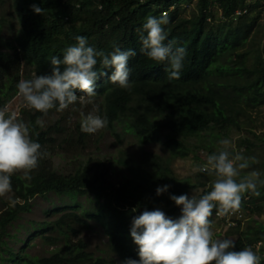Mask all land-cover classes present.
<instances>
[{"label":"trees","instance_id":"obj_1","mask_svg":"<svg viewBox=\"0 0 264 264\" xmlns=\"http://www.w3.org/2000/svg\"><path fill=\"white\" fill-rule=\"evenodd\" d=\"M10 1L21 34L13 41L4 40L0 26V108L5 107L16 93L21 66L27 63L37 75L51 74V58L62 59L64 50L76 43L78 35L86 37L88 46L106 54L115 47L122 51L133 49L137 55L128 61L131 90L111 84L108 76L97 80L94 99L102 98L99 115L106 116L108 129L113 131L116 124L120 125L143 145L154 142L152 134L156 132L164 139L163 145L169 155L164 158L147 154L138 160L122 159L118 165L117 184L110 183L103 171L92 172V168L85 165L74 173H58L45 158H41L30 180L18 175L12 177L11 197L3 202L6 205L0 210V246L6 244L8 227L31 211V200L56 193L73 202L55 209L66 211L59 220L44 221L34 229L38 233L56 232V236H45V240L56 245L63 239L64 247L44 258L16 254L5 248L3 251L9 254L12 262L113 264L107 258L94 257L87 252V244L82 239L72 240L79 235L77 225L90 228L88 219L103 226L110 236L111 251L122 261L133 258L130 257V229L134 216L145 209L159 208L167 216L178 218L180 208L170 196L188 195L191 190L199 189L202 191L200 197L211 190L214 176L199 172L196 184H192L175 175L171 162L189 157L200 161L199 149L208 150L204 153L206 156L214 153L217 140L227 136L232 128L252 133L254 114L264 107V50L255 43L257 19L253 16L260 0ZM5 2L0 0V8H4ZM32 3L42 7L44 12L56 11L61 17L46 15L43 18L32 11ZM193 3L194 10L185 16L183 6ZM216 11L221 13L218 23ZM238 11L242 14L237 15ZM164 13L169 17V23L163 26L168 34L165 43L174 40L176 47L183 46L187 50L180 79L169 80L167 64L152 61L140 51L142 44L137 29L142 28L147 17L159 18ZM0 22L5 23L7 19ZM2 47L7 51L3 52ZM250 58L251 65L248 64ZM96 70L105 71L99 63ZM107 71L110 75L111 70ZM22 114L25 116L23 121L31 126L33 140L42 147L52 140L48 138L51 129L43 132V127L36 124L37 118L44 116L42 113L24 109ZM77 131L84 141L88 134L81 131V124ZM258 139L264 143V135ZM247 140H241L240 145ZM194 141L204 147L191 146ZM245 149L252 153L249 147ZM204 163L206 161L201 162ZM254 164L264 170V161L261 164L254 162L253 167ZM260 179L264 180L263 177ZM163 185L170 187L157 196L156 188ZM258 191L259 196L250 192L243 195L239 211L247 212L248 223L243 225V220H237V225L228 229L226 238L235 237L232 240L236 251L251 247L260 257V264H264V224L253 220L263 214L264 186L258 185ZM89 195H92V204L96 205L91 210L76 202L77 197ZM134 208L135 212L132 211ZM214 215L215 210L211 221L215 219Z\"/></svg>","mask_w":264,"mask_h":264},{"label":"clouds","instance_id":"obj_2","mask_svg":"<svg viewBox=\"0 0 264 264\" xmlns=\"http://www.w3.org/2000/svg\"><path fill=\"white\" fill-rule=\"evenodd\" d=\"M31 9L43 18L46 15L61 17L56 11L44 12L36 3H32ZM10 12L11 19L16 22L17 31L12 39L6 40L13 41L21 34V26L17 16ZM168 23L167 13L159 18L147 17L142 28L137 29L142 44L140 51L152 61L166 63L169 80L180 79L187 50L183 46L176 47L174 40L165 43L168 34L163 26ZM75 41V44L64 50L62 59L57 56L51 58V74L37 75L27 63L21 66L16 93L5 107L0 108V198L12 192L14 175L22 174L25 179L30 180L32 171L38 167L40 159L45 155L42 153L45 145L42 147L33 140L30 124L18 118L16 113L9 109L8 104L13 98L19 95L23 100L24 107L21 108L20 115H23L24 109L42 113L44 116L38 117L36 124L43 127L42 119L50 112L64 111L78 100L93 103L91 99L96 97L95 88L100 77L108 76L111 84L131 90L128 61L130 57L137 55L135 50L122 51L120 47H115L111 53L106 54L88 46L86 37L82 35L76 36ZM1 50L7 51L4 47ZM98 63L105 71L96 70ZM108 69L111 70L110 75ZM78 92L82 95H77ZM98 113L99 107L93 105L92 111L80 114L83 133L95 134L107 127L106 116L102 117ZM42 131L46 132L43 128ZM50 132L52 133V128ZM53 141L54 138L48 142ZM220 144L222 149L208 155L206 163L195 169L215 177L210 186L211 190L199 198L195 195L189 198L187 194L170 196L180 208L178 218L167 216L159 208L151 211L145 209L133 217L130 229V257L133 258H125L122 261L113 253L110 248V236L104 229L109 239V250L121 264H260V257L251 247L236 251L234 240L214 237L213 222L217 220L224 224L227 230L235 227L236 221L241 220L240 216L229 215L243 213L239 211L243 195L250 192L259 196L258 185L264 186V180L260 179L258 171L237 180L241 171L250 167L249 160L255 158L241 154L233 155L229 151L227 140H221ZM169 187L170 185L157 187L156 195L167 192ZM11 203L14 206L15 201ZM214 210L215 219L211 221ZM132 211L135 212L136 209ZM110 261L115 264V260Z\"/></svg>","mask_w":264,"mask_h":264},{"label":"rangeland","instance_id":"obj_3","mask_svg":"<svg viewBox=\"0 0 264 264\" xmlns=\"http://www.w3.org/2000/svg\"><path fill=\"white\" fill-rule=\"evenodd\" d=\"M183 7L186 10L185 16H188L194 10L195 3L184 5ZM10 11H12L11 2L10 0H6L4 8L0 9V21L3 22V19H7L5 23L0 22L2 37L5 40L12 39L17 31L16 22L14 19H11ZM215 16L216 22L218 23L221 18V13L216 11ZM253 16L257 19L254 31L257 34L255 43L260 44L264 50V0H260L259 7L254 11ZM252 63V58L248 59V64L251 65ZM91 100L93 102L91 104L78 100L68 109L50 112L42 119L43 130L47 131L52 128L51 138H54L53 142L45 144L43 152L40 149L42 153H45L42 158H45L48 161V165L53 167L58 173H74L77 168L85 165L91 167L92 172L103 171L107 174L106 178L110 183L117 184L120 175L117 169L122 159L138 160L147 154H158L164 158L168 157L169 154L163 145L164 139L156 132L152 134L155 141L143 145L137 137L125 132L120 125L116 126L113 131L106 127L95 134H88L85 140L82 141L77 131L78 124H81L80 114L82 112L87 114L92 111L93 105H97L100 108V103H102V98H93ZM8 105L9 109L15 112L18 118L24 120L25 116L19 114L21 108L24 107L23 100L19 95L17 98H13ZM253 119L254 122L251 123L252 133L247 130L238 132L232 128L227 132V136L221 138V140L229 141L228 148L233 155L241 154L245 157L255 158L254 160H249L250 167L242 170L237 180L253 171H258L260 177L264 178V170L259 165L254 164L255 167H253L254 162L258 161L261 164L264 161V143L258 139V137L264 135V107L259 108L258 113L254 114ZM245 139H248V142L240 145L239 142ZM221 140H217L214 152L222 149L223 146L220 144ZM194 145L204 147L203 144H199L197 141H194L191 146ZM201 147H198V149ZM246 147L252 149V153H247ZM205 152L208 153V150L203 148L199 149L200 161H197L194 157L174 159L175 161L171 163L175 175L184 181L186 180L192 184H196L199 172L195 171V169L203 165L201 164L202 161H206L207 156L204 154ZM17 175L23 177L22 174ZM201 192L199 189L191 190L188 196L191 198L192 195H195L198 198ZM11 194L12 192L6 197L0 198V210L5 207L6 204L4 205L3 202H7ZM90 196L92 195L77 197L76 202L83 208L91 210L96 205L92 204V197ZM71 201L70 198L56 193L48 194L45 197L36 196L31 200V211L23 214L17 222L8 227L9 236L5 238L6 244L0 246V264H23L12 262L9 254L3 251L5 248H10L16 254H27L30 257L40 258L49 257L57 249L63 248V239L55 245L48 243L44 238L51 234V236H56V232L45 231L38 233L34 228H38V225L44 221L55 222L59 220L60 216L66 211L62 209L55 211V209L62 208ZM240 219L243 220V225L248 223L249 218L247 212L243 211ZM253 220H258L264 224V210L261 217L255 216ZM88 221L90 228H83L77 225L79 235L73 237L72 240L77 242L82 239L87 244L86 251L92 253L94 257L102 256L109 260H115V264H121L109 250V239L103 226L94 219H88ZM212 231L214 232L215 238L223 239L226 238L228 230L224 228V224L216 220V222H213ZM234 238L232 237V239Z\"/></svg>","mask_w":264,"mask_h":264},{"label":"built area","instance_id":"obj_4","mask_svg":"<svg viewBox=\"0 0 264 264\" xmlns=\"http://www.w3.org/2000/svg\"><path fill=\"white\" fill-rule=\"evenodd\" d=\"M244 13H245V12H244ZM241 14H242L241 11H238V12H237V15H241ZM236 215L241 216V214L238 213V212H237L235 215H229V216L231 217V216H236Z\"/></svg>","mask_w":264,"mask_h":264}]
</instances>
